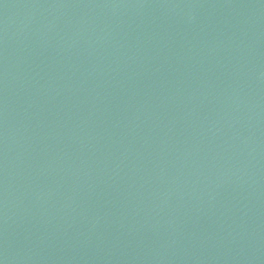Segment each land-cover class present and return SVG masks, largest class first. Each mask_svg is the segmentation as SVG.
Masks as SVG:
<instances>
[{"label":"water","instance_id":"1","mask_svg":"<svg viewBox=\"0 0 264 264\" xmlns=\"http://www.w3.org/2000/svg\"><path fill=\"white\" fill-rule=\"evenodd\" d=\"M0 264H264V0H0Z\"/></svg>","mask_w":264,"mask_h":264}]
</instances>
